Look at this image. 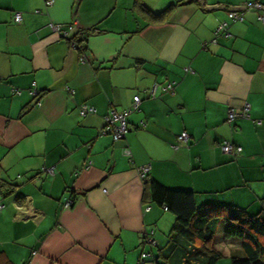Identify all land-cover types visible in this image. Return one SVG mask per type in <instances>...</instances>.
Masks as SVG:
<instances>
[{
    "label": "crops",
    "instance_id": "obj_1",
    "mask_svg": "<svg viewBox=\"0 0 264 264\" xmlns=\"http://www.w3.org/2000/svg\"><path fill=\"white\" fill-rule=\"evenodd\" d=\"M46 1L0 0L1 260L141 264L145 235L153 231L161 249L175 223L144 195L141 167L197 203L264 214V25L255 11L242 22L227 16L254 0ZM221 22L227 36L212 44ZM49 23H75L83 54ZM168 83L174 94L162 91ZM134 96L125 139L101 135L103 118ZM244 104L250 119L229 126L227 110ZM88 108L96 113L80 117ZM182 132L190 146L176 149ZM223 141L241 154L224 155Z\"/></svg>",
    "mask_w": 264,
    "mask_h": 264
},
{
    "label": "trees",
    "instance_id": "obj_2",
    "mask_svg": "<svg viewBox=\"0 0 264 264\" xmlns=\"http://www.w3.org/2000/svg\"><path fill=\"white\" fill-rule=\"evenodd\" d=\"M261 4L264 7L263 0H261ZM172 8H174V6H170L161 13L153 14V19L159 20L166 18ZM228 21L230 23L239 22H233L229 18ZM229 22H221L227 25V30L223 35H214L216 29L214 30L211 40L212 44H217L219 38L227 36ZM85 39L84 33L81 39H77L78 52L80 54H83L82 51L85 49V47H83ZM203 47H205V45ZM174 86L175 83L173 84V91ZM238 120L229 126L234 125ZM190 142L191 141H189L187 146L176 145L177 149L179 147L188 148ZM236 157L237 156L231 158L235 159ZM143 186L144 195L148 197L150 202L166 209V211L175 216V223L167 236L165 247L160 249L157 240L155 245H148L142 241V245L140 246L141 253L146 252L150 255V258L146 259L143 264L148 261L153 264H175V262L179 264L181 260V264H194V262L199 260V256L206 258L205 264H216L222 258V255L212 248L211 243L220 223L224 226V238L226 240L239 241L243 252L242 256H232L231 264H264V214L261 211L252 214L247 210L233 206L203 205L197 203L196 194L194 192L166 188L158 182L148 179V175L146 180L143 181ZM3 188L4 186H1L0 191ZM72 201L74 200L72 199ZM153 237L156 239L154 234ZM145 246H148V251L144 250ZM154 248L158 249L156 255L152 254L151 251ZM173 261L175 262L173 263ZM0 264H11V262L0 259Z\"/></svg>",
    "mask_w": 264,
    "mask_h": 264
},
{
    "label": "built area",
    "instance_id": "obj_3",
    "mask_svg": "<svg viewBox=\"0 0 264 264\" xmlns=\"http://www.w3.org/2000/svg\"><path fill=\"white\" fill-rule=\"evenodd\" d=\"M53 3L52 0H48L45 2L46 7L51 6ZM248 11H255L257 13V19L258 21L264 25V7L261 4V0H254L253 2H247L240 7L229 9L227 12L228 18L233 21H239L241 22L243 20V14L244 12ZM14 23L18 24L21 22V14L15 13L13 18ZM47 28L49 32L53 35H57L60 39L65 40L68 42L70 50H72L75 53L78 52V44L77 39L73 37V35L76 32V25L75 23L69 24V25H59L54 23H49L47 25ZM227 25L226 23H221L217 26L214 35L221 36L226 32ZM83 60V58H81ZM187 72L192 73V71L187 70ZM174 84V83H173ZM173 84H167L162 91L168 92L171 94H174L173 91ZM18 92V91H15ZM32 96H34V99L36 100V105L39 106L40 103L38 101V94L34 91H31L30 93ZM157 94V87H153L148 92V97L150 99H155ZM140 97L134 96L132 99V103L129 106V108L122 110V111H115L111 110L109 113L103 118L104 119V128L101 131V135H108L112 138L114 142H121L125 139V136L128 132V124H127V118L129 115L135 111L138 110L139 104H140ZM96 111L93 108L88 109H81L79 111L80 117H85L90 114H95ZM238 119H249V107L248 105L244 104L241 110L235 111L233 109H229L226 113V123L228 125H231ZM190 141V137L187 133H182L177 137V142L179 145L187 146ZM221 151L224 155H227L229 157H235L238 156L242 149L239 146L234 145L233 143L229 141H223L220 144ZM177 149V146L174 147ZM125 154L130 157L131 153L128 149H125ZM149 167H141L138 169V175L142 181H145L147 178V175L149 173ZM48 173L52 174V171L46 170ZM73 205L72 200H68L64 204V208H69ZM4 209L3 203L0 201V211ZM150 210L149 207L145 208V212H148ZM166 210V209H164ZM154 232L151 231L147 235H145L143 242L148 245H155L156 239L153 237ZM150 258L149 253L142 252L140 255V263H144L146 259Z\"/></svg>",
    "mask_w": 264,
    "mask_h": 264
},
{
    "label": "rangeland",
    "instance_id": "obj_4",
    "mask_svg": "<svg viewBox=\"0 0 264 264\" xmlns=\"http://www.w3.org/2000/svg\"><path fill=\"white\" fill-rule=\"evenodd\" d=\"M169 215H171V213H169ZM223 234H224V226L222 223H220L216 230L212 243H211L212 248L216 252H219L222 255V258L216 264H231L232 256L239 257V256H242L243 254L241 253L237 254V249L232 246V245H235V243H237V240H226ZM198 259L199 260L194 262V264H205L206 263L205 257L199 256ZM174 262L175 261H173V263ZM181 263H182V260L179 262V264ZM175 264H178V263L175 262Z\"/></svg>",
    "mask_w": 264,
    "mask_h": 264
}]
</instances>
